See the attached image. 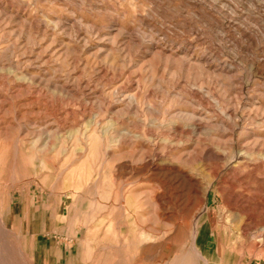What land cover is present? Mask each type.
<instances>
[{"label":"rangeland","instance_id":"rangeland-1","mask_svg":"<svg viewBox=\"0 0 264 264\" xmlns=\"http://www.w3.org/2000/svg\"><path fill=\"white\" fill-rule=\"evenodd\" d=\"M0 264H264V0H0Z\"/></svg>","mask_w":264,"mask_h":264}]
</instances>
